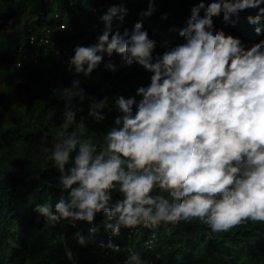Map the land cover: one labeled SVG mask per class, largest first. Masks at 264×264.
Segmentation results:
<instances>
[{
	"label": "clouds",
	"instance_id": "obj_1",
	"mask_svg": "<svg viewBox=\"0 0 264 264\" xmlns=\"http://www.w3.org/2000/svg\"><path fill=\"white\" fill-rule=\"evenodd\" d=\"M262 3L212 0L205 7L199 0L186 26L171 29L178 31L183 43L167 44L155 56L156 41L143 30L142 20L131 32L113 31V18L119 14L122 21L126 9L110 7L100 17L104 28L96 43L74 49L69 71L74 66L77 75L90 78L103 60L98 53L116 52L122 57L119 67L136 63L152 73L150 84L138 87L134 96L115 99L118 114L98 153L97 144L81 138L83 119L79 135L59 133L58 141L45 151L59 170L61 195L54 206L45 202L35 211L52 225L63 220L73 227L77 221L87 222L92 235L98 231L96 215L102 213L104 230L111 236H118L121 229L143 226L154 232L162 224L175 227L193 219L212 233L228 232L248 221L264 222V40L246 48L239 37L215 30L212 19L223 12L227 22L232 14L258 8L248 20L258 25L255 32L260 34ZM154 11V0H148L141 16ZM104 68L117 71L111 60ZM79 85L74 79L62 90L66 100L62 129L83 111L73 104L76 98L91 101L88 116L96 122L106 119L108 97L86 96ZM54 115L51 112L46 119ZM113 192L120 198L113 200ZM73 236L81 246L88 242L80 231ZM61 242L65 256L73 261L63 234ZM101 247L121 251L111 240ZM124 264H141L139 253L129 248Z\"/></svg>",
	"mask_w": 264,
	"mask_h": 264
},
{
	"label": "trees",
	"instance_id": "obj_2",
	"mask_svg": "<svg viewBox=\"0 0 264 264\" xmlns=\"http://www.w3.org/2000/svg\"><path fill=\"white\" fill-rule=\"evenodd\" d=\"M204 2L207 7L212 0ZM198 3L154 0L153 14L142 17L148 0H0V264H124L129 248L139 253L141 264H264V222L248 221L228 232L212 233L193 219L180 221L175 227L162 224L154 232L143 226L121 229L118 236H111L104 230L106 217L102 213L96 215L98 231L92 235L87 222L77 221L73 227L63 220L52 225L35 211L36 205L45 202L54 206L61 195L59 170L47 160L50 152L45 151L58 141L59 133L79 135L83 119L81 138L97 144L98 153L118 114L115 99L134 96L138 87L150 84L152 73L136 63L119 67L122 57L116 52L111 56L98 53L103 60L85 79L75 73L74 66L69 71L74 49L96 43L104 28L100 17L117 6L126 12L122 21L119 14L113 18V31L131 32L142 20L143 30L156 41L153 55L162 54L167 44L183 43L178 31L171 29L185 27L191 9ZM258 11H239L227 22L221 12L212 18L215 30L239 37L246 48L251 47L264 40V27L257 34L258 25L248 20ZM204 14L201 9L200 15ZM260 25L264 26V18ZM20 47L27 59L21 56ZM109 60L117 65V71L104 68ZM74 79L80 80L79 87L86 96L96 100L108 97L104 121L98 123L88 116L90 100L81 103L76 98L73 104L83 111L67 129L61 128L66 104L62 90L71 87ZM51 112L55 115L46 119ZM119 198L120 194L113 192V200ZM77 231L88 241L84 246L73 236ZM61 234L73 251V261L64 254ZM109 240L121 247L119 253L101 247Z\"/></svg>",
	"mask_w": 264,
	"mask_h": 264
},
{
	"label": "built area",
	"instance_id": "obj_3",
	"mask_svg": "<svg viewBox=\"0 0 264 264\" xmlns=\"http://www.w3.org/2000/svg\"><path fill=\"white\" fill-rule=\"evenodd\" d=\"M31 40H32V42H33V41H34V37H32ZM19 52H20V54H21V56H22L23 58H26V59H27V54H25V53L23 52L22 47L19 48Z\"/></svg>",
	"mask_w": 264,
	"mask_h": 264
},
{
	"label": "rangeland",
	"instance_id": "obj_4",
	"mask_svg": "<svg viewBox=\"0 0 264 264\" xmlns=\"http://www.w3.org/2000/svg\"><path fill=\"white\" fill-rule=\"evenodd\" d=\"M25 64H26V63H25ZM15 81H16V78H15ZM2 84H4V83H2ZM2 86H3V85H2ZM13 91H14L15 93H17V91H16L15 88L13 89ZM16 95H17V97H20V95H19L18 93H17Z\"/></svg>",
	"mask_w": 264,
	"mask_h": 264
}]
</instances>
